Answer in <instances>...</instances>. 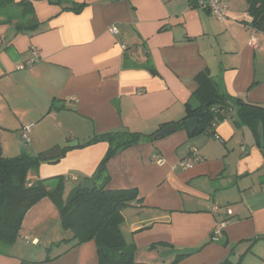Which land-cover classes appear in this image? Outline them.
I'll return each mask as SVG.
<instances>
[{
    "label": "crops",
    "instance_id": "crops-1",
    "mask_svg": "<svg viewBox=\"0 0 264 264\" xmlns=\"http://www.w3.org/2000/svg\"><path fill=\"white\" fill-rule=\"evenodd\" d=\"M76 5L83 9L76 12ZM251 21L246 0H230L224 22L190 0H2L3 156L62 151L71 145L69 136L77 146L99 134L140 133V143L118 152L105 170L107 189L139 192L121 226L136 246L135 260L170 264L189 254L177 264H218L248 252L262 256L264 155L254 132L229 118L217 124L215 135L190 139L178 128L148 138L185 117L205 70L229 102L264 107V34L250 28ZM33 48L40 57L30 64ZM29 125L27 145L22 132ZM108 149L102 142L71 150L58 163H41L35 179L63 176L77 186L101 171ZM193 149L197 160L181 168ZM72 236L52 201L43 199L24 218L11 248L18 252L0 253V264H99L94 241L71 250L59 245ZM30 246L46 256L31 254Z\"/></svg>",
    "mask_w": 264,
    "mask_h": 264
},
{
    "label": "trees",
    "instance_id": "trees-1",
    "mask_svg": "<svg viewBox=\"0 0 264 264\" xmlns=\"http://www.w3.org/2000/svg\"><path fill=\"white\" fill-rule=\"evenodd\" d=\"M246 1L248 14L252 18V21L247 23L248 26L264 34V0ZM190 3L196 7L191 0ZM82 9L83 5L73 7L76 12ZM150 71L156 74L153 68H150ZM196 80L198 89L191 99L196 105L194 106L192 101L188 102L185 117L175 125L179 129H186L188 120L198 119L195 133L189 135V138L193 139L206 133L215 135L213 123L218 124L231 118L237 126L249 127L254 132L258 146L264 155V107L242 100L229 102L227 96L220 91L218 84L206 70L201 72ZM169 125H163L148 138L153 140L158 132ZM142 138L143 135L140 133L110 132L95 135L84 144L64 147L61 158L74 149L102 142L109 145L107 154L100 164L101 171L96 172L90 179L95 185L94 190H84L79 184L66 197L67 178L63 176L34 182L29 180L31 170H38L41 163H58L60 158L41 161L40 156L32 157L27 154L16 158H5L0 140V253L6 252L1 247L12 248L17 242L27 212L41 200L50 199L58 210L62 227L73 234L70 239L62 240L59 245L65 244L71 250L94 241L99 264H147L138 263L135 260L136 246L126 241L121 229L124 223L123 211L139 201V192L137 189L109 190L107 189L108 177L105 175L107 163L118 152L139 144ZM215 236L212 232L211 238L214 239ZM257 240H264V236ZM156 247L157 245H152L150 250ZM187 256L189 254H179L170 264H177ZM49 260L48 258L43 262ZM23 264L28 263L23 262ZM218 264H242V257L238 261L228 257Z\"/></svg>",
    "mask_w": 264,
    "mask_h": 264
},
{
    "label": "built area",
    "instance_id": "built-area-1",
    "mask_svg": "<svg viewBox=\"0 0 264 264\" xmlns=\"http://www.w3.org/2000/svg\"><path fill=\"white\" fill-rule=\"evenodd\" d=\"M191 2L193 3V5H195L196 7H200L203 8L207 11H209V13L211 14V16L220 21V22H224L227 21L229 19V14H230V0H191ZM255 31V30H254ZM110 33L112 35H118V30L117 28H111L110 29ZM250 44L257 48L258 47V43L256 38L253 36L250 40ZM32 53H33V60L30 61V64L34 63L36 60L39 59L40 57V51L38 49H32ZM217 126L216 123H213V128H215ZM32 129V125L26 126L23 129L22 132V139L24 141L25 144H29L30 143V137H29V132ZM197 150L193 149L192 150V155L190 158L182 160L179 163V166L183 169H188L191 168L193 165V162L195 160H197ZM159 164H162L163 161L161 159H158L157 161ZM226 221L220 223L219 225H217V227L214 229V234L215 235H219L221 233V231L224 229Z\"/></svg>",
    "mask_w": 264,
    "mask_h": 264
},
{
    "label": "water",
    "instance_id": "water-1",
    "mask_svg": "<svg viewBox=\"0 0 264 264\" xmlns=\"http://www.w3.org/2000/svg\"><path fill=\"white\" fill-rule=\"evenodd\" d=\"M197 124H198V119L193 118L190 119L186 122V129L189 133V135H193L197 129ZM178 130V127L176 125H169L168 127L164 128L163 130H161L160 132H158L155 135V138H163L165 136H168L170 134L175 133ZM62 156V151L59 148L53 149L52 151L43 154L40 157L41 161H52V160H56L61 158ZM82 189L84 190H94L95 185L92 181H90L89 179H85L82 181L81 183Z\"/></svg>",
    "mask_w": 264,
    "mask_h": 264
},
{
    "label": "rangeland",
    "instance_id": "rangeland-1",
    "mask_svg": "<svg viewBox=\"0 0 264 264\" xmlns=\"http://www.w3.org/2000/svg\"><path fill=\"white\" fill-rule=\"evenodd\" d=\"M70 137H72V136L67 137L68 138L67 140H69V142L67 144H71L72 145V144L75 143V139H74V137H72L73 138V140H72ZM21 141H22V139H21ZM22 143H23V141H22ZM27 145H29V144H27ZM33 171H35V172H33ZM30 172H29L30 173L29 178L32 179V180H34L35 179V175H37V173L39 171L38 170H31ZM35 180H37V179H35ZM75 187H76V185L73 184L72 180L71 181H69V180L66 181L65 182V195L66 196H69V194L72 192V190ZM1 248H2L3 251L13 252V250H11V248H6V247H1ZM28 249H29V251H30L31 254L36 253V252H39V253L44 254V256H46V250L45 249H44L45 251H41L43 249H40L39 247L36 248V247H31V246ZM17 252H18L17 250H14L13 253H17ZM263 255H264V252H263ZM233 256H235V255L233 254ZM262 256L259 255V257H258L257 255H253L250 252H248L246 255H244L242 257V264H264V256L263 257Z\"/></svg>",
    "mask_w": 264,
    "mask_h": 264
}]
</instances>
